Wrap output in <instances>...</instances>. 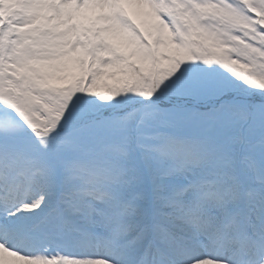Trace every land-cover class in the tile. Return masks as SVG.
<instances>
[{
  "label": "snow or ice",
  "instance_id": "obj_1",
  "mask_svg": "<svg viewBox=\"0 0 264 264\" xmlns=\"http://www.w3.org/2000/svg\"><path fill=\"white\" fill-rule=\"evenodd\" d=\"M0 264H264V0H0Z\"/></svg>",
  "mask_w": 264,
  "mask_h": 264
},
{
  "label": "bare ground",
  "instance_id": "obj_2",
  "mask_svg": "<svg viewBox=\"0 0 264 264\" xmlns=\"http://www.w3.org/2000/svg\"><path fill=\"white\" fill-rule=\"evenodd\" d=\"M6 259H7V255H6Z\"/></svg>",
  "mask_w": 264,
  "mask_h": 264
}]
</instances>
